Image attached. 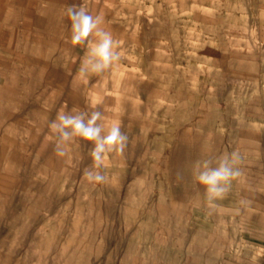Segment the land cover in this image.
I'll return each instance as SVG.
<instances>
[{"label":"rangeland","instance_id":"rangeland-1","mask_svg":"<svg viewBox=\"0 0 264 264\" xmlns=\"http://www.w3.org/2000/svg\"><path fill=\"white\" fill-rule=\"evenodd\" d=\"M115 1L97 6L118 64L85 80L68 40L45 83L3 86L0 264H264V0ZM73 108L128 136L102 183L90 142L56 154L49 124ZM234 151L243 175L210 212L193 163Z\"/></svg>","mask_w":264,"mask_h":264},{"label":"clouds","instance_id":"clouds-1","mask_svg":"<svg viewBox=\"0 0 264 264\" xmlns=\"http://www.w3.org/2000/svg\"><path fill=\"white\" fill-rule=\"evenodd\" d=\"M71 21V43L74 46H86L87 57L83 62L80 75L85 80L91 75H102L118 64L121 53L117 50L116 41L111 31L103 27L104 19L100 15L93 16L87 9L69 7L67 12ZM67 106L65 105V108ZM100 111H82L73 108L71 112L60 110L55 120L49 124L56 137V154L65 156L68 146L75 140L90 142L91 166L85 169L89 181L102 183L105 176L100 171L111 153L124 154L128 146V136L121 130V121L114 122L107 130L98 121L102 120ZM241 158L238 152L225 153L215 160L195 161L193 175L197 184L204 189L207 206L211 211L220 205L217 201L226 198L231 190L232 182L239 179L243 172L238 166ZM182 173L176 174V181L183 182Z\"/></svg>","mask_w":264,"mask_h":264},{"label":"crops","instance_id":"crops-1","mask_svg":"<svg viewBox=\"0 0 264 264\" xmlns=\"http://www.w3.org/2000/svg\"><path fill=\"white\" fill-rule=\"evenodd\" d=\"M59 2L0 0V102L3 101V86H18L20 79L25 80L23 78L28 80L27 84L35 83L36 79L45 83L50 73L47 66L49 55L67 53L68 47L64 42H71L69 7L76 10L84 7L91 15L102 16L103 27L108 30L106 24L111 13L99 8L98 0H87L85 4L83 0L73 4L69 0ZM115 3L124 4L123 0Z\"/></svg>","mask_w":264,"mask_h":264},{"label":"bare ground","instance_id":"bare-ground-1","mask_svg":"<svg viewBox=\"0 0 264 264\" xmlns=\"http://www.w3.org/2000/svg\"><path fill=\"white\" fill-rule=\"evenodd\" d=\"M6 85V84H5ZM125 106V105H124Z\"/></svg>","mask_w":264,"mask_h":264}]
</instances>
